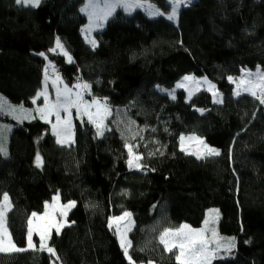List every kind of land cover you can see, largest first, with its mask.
Wrapping results in <instances>:
<instances>
[{
	"label": "trees",
	"instance_id": "trees-1",
	"mask_svg": "<svg viewBox=\"0 0 264 264\" xmlns=\"http://www.w3.org/2000/svg\"><path fill=\"white\" fill-rule=\"evenodd\" d=\"M85 1L41 0L31 7L0 0V93L41 108L33 100L51 62L67 85L88 83V97L106 100L113 112L103 136L75 117L69 145L57 143L40 114L10 120L0 198L7 192L11 199L7 223L15 244L27 245L29 218L44 212L57 192L76 204L69 224L49 242L58 261L37 247L0 253V264H129L109 227L125 211L134 219L129 238L136 264H178L160 233L184 223L200 227L212 207L220 210V233L235 238L231 254L212 264L238 257L264 264V104L251 94L235 96L228 80L264 68V0H196L181 8L177 22L118 10L95 32V49L82 35ZM146 1L163 13L172 10L170 0ZM56 37L72 62L49 51ZM205 74L223 94L221 103L207 90L187 100L184 90L173 99L157 89ZM188 133L203 136L220 155L197 159L182 151L180 136ZM126 143L142 155V170L128 166Z\"/></svg>",
	"mask_w": 264,
	"mask_h": 264
},
{
	"label": "snow or ice",
	"instance_id": "snow-or-ice-1",
	"mask_svg": "<svg viewBox=\"0 0 264 264\" xmlns=\"http://www.w3.org/2000/svg\"><path fill=\"white\" fill-rule=\"evenodd\" d=\"M16 3L28 5L31 7H38L41 4V0H16ZM172 10L168 14L167 19L175 20L178 16V11L181 6H186L191 4V0H171ZM118 7H122L125 11H132L135 8L145 7L143 0H88L80 10L81 12H86L89 19V24L86 25L84 31L86 32L85 39L87 43L91 45L93 49L97 47V41L95 38L91 37V32L93 29L103 28L105 22L111 17ZM147 10L152 16H162L159 9L154 8L151 4L147 5ZM60 50L62 55L66 56L68 62H72V57L68 51L64 48L60 37H56L55 46L49 49L50 52H56ZM41 56H45V53H39ZM49 66L55 70V66L49 62ZM45 89L47 87L48 66L45 67ZM243 75L239 78H234L229 76L228 80L236 84L235 95L239 96L241 91L248 92L253 97H255L260 104H264V71L257 68L256 72L253 73L248 70H242ZM61 81L59 74L57 73L55 79L53 80L54 85H58ZM188 82H191V86L195 88L196 91L200 90L201 85H207V91L211 92L214 102H222L221 93L216 89V86L212 84L207 77L196 78L191 75H186L182 78V81L178 82L176 87L183 88ZM76 89L88 90L90 85L88 83H78L73 86ZM157 88H160L157 85ZM161 91H168L165 89H160ZM174 89L168 94L175 99ZM193 92L189 90V97ZM44 97V106L38 108L37 111L40 114V118L48 120V117L55 113L56 123L52 124L53 133L57 137V143L65 144L72 140V121L70 109L73 107L77 108L78 113L80 112V107L83 105L84 114L88 116L90 123L94 124L97 130L98 136H103L105 132L104 120L108 115H111V109L108 107L106 100L102 103L99 99L93 98L92 101L85 102L81 91L75 93V99H73V90L67 85H64L63 89L59 86L56 88V101L50 102L48 99L47 91H41L37 93V97ZM0 111H3L6 101L3 97H0ZM35 102V98L33 100ZM95 107V112L91 109ZM11 112H15L16 109L8 105ZM21 111L23 106H19ZM60 109H63L68 113V117L61 118ZM203 111V110H201ZM188 142L186 145L185 142ZM180 146L181 150L185 151L187 154L195 155L197 159H205L208 157L220 155V151L217 148L209 146L203 139L192 135L185 137L180 136ZM128 150V166L130 168L143 169L142 155L137 154L134 151V146L131 144H125ZM0 153L7 156L6 148L0 144ZM35 163L37 167L43 166V158L39 153L36 155ZM59 193L53 196V203L51 205L45 202V208H53L56 210L59 208L61 216L66 217L67 211L75 206V201H68L67 204H59ZM12 209V203L10 196L7 192L2 193V198H0V253H10L26 251L27 249L35 248L33 243V233L36 232L40 237L39 249L41 251H47L51 256L55 257V260H59V256L54 247L50 246L49 241L52 239V231L55 230L56 234H59L61 229L65 226L64 223L56 220L54 215L49 214L47 211L43 215H39L35 212L32 213L31 218L28 220V233H27V248H19L15 244L12 234L9 231L7 216ZM132 214L130 212H123L121 216L111 217L109 220V227L115 225L116 234L119 237L120 247L123 250L125 257L127 258L129 264H136L130 254V249H132V241L128 237V233L132 230L134 221L132 220ZM218 218V210H209V217L204 220V227L199 229H194L188 224H182L179 228L169 229L166 228L160 233L159 242L164 246V249L168 252H173L174 249H178V253L175 255V259L178 264H212L213 260L216 258L217 253L224 249L225 251L231 252L235 248V238H224L220 237L218 232L215 230V222ZM34 219L42 221L34 225ZM123 222V224H122ZM212 226V227H210ZM211 233L209 236L208 233ZM148 264H152L151 261Z\"/></svg>",
	"mask_w": 264,
	"mask_h": 264
},
{
	"label": "rangeland",
	"instance_id": "rangeland-1",
	"mask_svg": "<svg viewBox=\"0 0 264 264\" xmlns=\"http://www.w3.org/2000/svg\"><path fill=\"white\" fill-rule=\"evenodd\" d=\"M194 1H196V0H191V3L192 2H194ZM143 2L145 3V7H141V8H135L134 10H132V11H125L122 7H118L117 9H116V11H115V13L118 11V10H122L123 12H125L126 14H132V13H134L135 11H137V10H143V11H145L147 14H149V11L147 10V5L148 4H151L154 8H156V9H158L153 3H151L150 1H146V0H143ZM170 2H171V0H170ZM88 3V0H86L85 1V3H84V5L82 6V7H84L85 6V4H87ZM189 5V4H188ZM183 6H181L180 8H179V11H178V16H177V18L175 19V20H170V21H174V22H177L178 21V17H179V13H180V10H181V8H182ZM171 12V11H170ZM170 12H168V13H164V15H162V16H164V17H166L167 18V16H168V14H170ZM86 17H87V19H88V15H87V13L86 12H82ZM114 13V14H115ZM163 13V12H162ZM113 14V15H114ZM112 15V16H113ZM150 15V14H149ZM111 16V17H112ZM150 16H152V15H150ZM111 17H109L108 18V20L111 18ZM107 20V21H108ZM107 21L105 22V24H104V27L103 28H99V29H93L92 30V32H91V37L92 38H95V32H97V31H99V30H102V29H104L105 28V26H106V24H107ZM89 24V19H88V22L86 23V25H88ZM86 25L83 27V29H82V35H83V37H84V39H85V35H86V32L84 31V29H85V27H86ZM96 39V38H95ZM85 41H86V39H85ZM97 41V40H96ZM87 42V41H86ZM89 44V43H88ZM90 45V44H89ZM98 45V44H97ZM91 46V45H90ZM57 51H59L60 53H61V51L58 49ZM67 58V57H66ZM68 60V59H67ZM53 65V64H52ZM47 66H48V75H49V79L47 80V87H46V89H45V84H44V86H42L43 88L41 89V91H47V93H48V99H49V101L50 102H55L56 101V88H57V86H59L61 89H63V87H64V85H67L64 81H63V78H62V76H61V74L59 73V71L55 68V70H53V68L51 67V66H49V63L47 64ZM257 68H260L262 71H264V68H262V67H257ZM257 68L256 69H254V70H252V69H246V70H248V71H251V72H253V73H255L256 72V70H257ZM59 74V76H60V78H61V81L59 82V84L58 85H54L53 84V80L55 79V76H56V74ZM243 75V73H241L240 75H238V76H231V77H234V78H239V77H241ZM191 76H194V77H196V78H202V77H207V79L209 80V81H211L212 82V84H214L215 85V83L213 82V80H212V78L209 76V75H207V74H205L204 76H195V75H191ZM180 81H182V79L180 80ZM180 81H178V82H180ZM177 82V83H178ZM79 82H77V83H75L74 85H76V84H78ZM177 83H176V85H177ZM234 84V86H235V88H234V95H235V91H236V84L235 83H233ZM74 85H67L69 88H72V90H73V99H75V93L77 92V91H81V93H82V96H83V100L85 101V102H91L92 101V99L93 98H97V97H88V91L87 90H83V89H76V88H74L73 86ZM176 85L173 87V88H166V87H163V86H160V88H157L158 90H160V89H165V90H168V91H162L163 93H166V94H168L171 90H175L174 91V95L176 96V94H177V92L179 91V90H184L185 91V93H186V95H187V100H190L197 92H199V91H201V90H207V85L205 84V85H201V87H200V90L199 91H196L195 90V88H193L192 86H191V82H188L187 84H186V86L185 87H183V88H177L176 87ZM216 86V85H215ZM191 89V91L193 92V94L191 95V97H189V90ZM216 89L218 90V88H217V86H216ZM161 91V90H160ZM219 91V90H218ZM220 92V91H219ZM211 93V92H210ZM221 93V92H220ZM243 93H247V94H249L248 92H244V91H241V94H243ZM169 95V94H168ZM170 96V95H169ZM235 96H237V95H235ZM0 97H3V99H4V101H6V104H5V106H4V109H3V111H0V144H2L5 148H6V150H7V154H8V151H9V149H8V147H9V144H8V142H9V135H10V133H11V130H12V124H10V120H12V119H15V120H17V121H19V122H22V121H27V120H32V119H34V118H36L37 116H39V112L37 111V109L38 108H35V109H31V108H29V107H26V106H24V105H22V104H15V103H12V102H10L9 101V99L5 96V95H3L2 93H0ZM171 97V96H170ZM97 99H99L102 103L104 102V100H102V99H100V98H97ZM214 99V98H213ZM220 99H222L223 100V94L221 93V97H220ZM38 100H41V107H43L44 106V97L43 96H39V97H36L35 98V102L36 103H38ZM34 102V103H35ZM0 103H3V101H0ZM221 103V102H220ZM8 105H10V106H12L13 108H15L16 109V111L15 112H11L10 110H9V108H8ZM23 106V110L24 111H21V109L19 108V106ZM109 107V106H108ZM110 108V107H109ZM111 109V108H110ZM95 107H93L92 109H91V111H93V112H95ZM201 110H203V111H201ZM199 111L200 112H204L205 110L204 109H202V108H199ZM70 112H71V121H72V140L69 142V143H65V145H69L70 143H72V142H74V140H75V117H77L78 119H80V120H87V121H89L88 120V116L86 115V114H84V110H83V105H81V107H80V112L78 113V111H77V108L76 107H73V108H71L70 109ZM112 109H111V115H112ZM60 115H61V118L63 119V118H66V117H68V113L67 112H65L63 109H60ZM111 115H108L106 118H105V120H104V124H105V127H106V124H107V120H108V118L111 116ZM44 120V119H43ZM48 120H50L51 121V123H49V122H47V120H44L45 122H47V123H49L50 124V126H51V132H52V134L55 136V138H56V140H57V137H56V135L53 133V130H52V124H55L56 123V116H55V113H53L51 116H49L48 117ZM192 135H195V136H197V137H199V138H201V139H203L205 142H206V140H205V138L203 137V136H201V135H199V134H197V133H188V134H184L183 136H185V137H188V136H192ZM186 143V145L188 144V142L186 141L185 142ZM207 143V142H206ZM60 144V143H59ZM209 146H211V147H214V148H217V149H219V151H221L220 150V148H218V147H216V146H213V145H210L209 143H207ZM180 148H181V146H180ZM56 195V194H55ZM54 195V196H55ZM59 197H60V199H59V204L60 205H63V204H67L68 203V201L67 202H63L62 201V199H61V196H60V194H59ZM53 198V197H52ZM53 203V200L51 199L50 201H48V204L49 205H51ZM73 208V207H72ZM71 208V209H72ZM70 209V210H71ZM70 210H68L67 211V216L66 217H64V216H61L60 215V212H59V208H57L56 210H53V208H48V209H46L45 208V210H44V212H42V213H37V214H39V215H43L44 213H45V211H47L49 214H51V215H54L55 216V218H56V220H58V221H60L61 223H64V225L66 226V225H68L69 224V221H68V214H69V212H70ZM209 210H218V218L216 219V222H215V225H214V227H215V230L218 232V234H219V236L220 237H224V238H233V237H231V236H228V235H225V234H222V233H220V231H219V220H220V210H219V208H217V207H212V208H210V209H208V211H207V213H206V218H208L209 217ZM122 215V214H121ZM121 215H119V216H121ZM115 217H118V216H115ZM132 218V220L134 221V219H133V216L131 217ZM38 223H42V221H39V220H35L34 219V225L35 224H38ZM122 224H123V222H122ZM184 224H186V223H184ZM189 225V224H188ZM64 226V227H65ZM181 226V225H180ZM179 226V227H180ZM191 226V225H190ZM63 227V228H64ZM114 229H115V225H113L112 226ZM133 227H134V225H133ZM133 227H132V229H133ZM179 227H177V228H179ZM192 228H194V229H199V228H202V227H204V223H203V225L202 226H200V227H193V226H191ZM210 227H212V226H210ZM62 228V229H63ZM61 229V230H62ZM173 229H175V228H173ZM55 230L53 229V231H52V233L54 232ZM132 231V230H131ZM130 231V232H131ZM130 232L128 233V237L130 236ZM208 235L210 236L211 235V233L209 232L208 233ZM38 237V240H36V238L35 237ZM119 238V237H118ZM130 239V238H129ZM50 242V241H49ZM33 243H34V245H35V248H37V247H39V244H40V237H39V235L36 233V232H34L33 233ZM17 247H19V246H17ZM19 248H27V245L25 246V247H19ZM35 248H32V249H35ZM27 250H30V249H27ZM174 251H176V254L178 253V249H174ZM11 253V252H10ZM231 254V252H228V251H225L224 249H221L218 253H217V255H216V258H223V257H225V256H228V255H230ZM215 258V259H216ZM148 264V263H147ZM152 264H155V263H152ZM220 264H253L251 261H248V260H245V259H243V258H241V257H238L237 259H236V261L235 262H229V261H222Z\"/></svg>",
	"mask_w": 264,
	"mask_h": 264
},
{
	"label": "crops",
	"instance_id": "crops-1",
	"mask_svg": "<svg viewBox=\"0 0 264 264\" xmlns=\"http://www.w3.org/2000/svg\"><path fill=\"white\" fill-rule=\"evenodd\" d=\"M44 84H45V79H44V81H43V86H44ZM43 88V87H42ZM41 92V91H40ZM61 145H65V144H61ZM153 263V262H152Z\"/></svg>",
	"mask_w": 264,
	"mask_h": 264
}]
</instances>
